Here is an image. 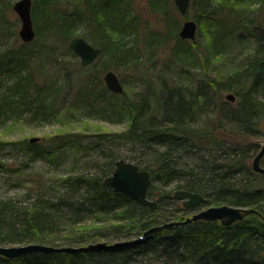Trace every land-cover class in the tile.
Returning a JSON list of instances; mask_svg holds the SVG:
<instances>
[{
  "label": "trees",
  "instance_id": "trees-1",
  "mask_svg": "<svg viewBox=\"0 0 264 264\" xmlns=\"http://www.w3.org/2000/svg\"><path fill=\"white\" fill-rule=\"evenodd\" d=\"M127 1L92 0L81 10L67 12L53 0H41L38 15H43L42 27L49 25L52 32L65 39L74 37L75 24L85 18L92 20L99 34L117 37L113 50L127 57L125 38L135 29L133 20L122 10ZM156 4L151 3L152 8ZM261 6L257 22L251 19L246 28L230 18L231 31L244 27V38L254 43L243 68L223 81L201 77L193 89L169 86L148 69L141 98L123 102L126 129L101 137L135 152L126 157L150 173L147 197L155 202L153 209L104 185L103 179L113 172L115 162L127 160L112 152L104 153L105 161L95 164L93 173L66 174L50 185L44 184L42 177L31 175V191L36 193L27 202L0 199V246L82 247L103 241L107 246L118 241L128 244L73 253H35L15 259L0 257V264H128L136 257L152 260L149 264H264V174L247 165L250 155L257 154L259 148L228 144L222 138L229 134L264 139V0ZM209 7L202 9V17L218 26L225 24L233 11L226 3ZM36 11L33 5L32 21L38 36L42 27ZM4 31L0 20V39ZM33 44L34 40L23 43L21 51L9 53L2 59L5 62L0 61V81L3 74L12 81L7 92L0 94V126L13 121V113L26 111L32 117H44L50 110L43 87L37 85L38 68H31ZM223 94H232L234 102ZM81 96L94 101L91 91H82ZM27 150L33 155L40 153L36 144L28 143ZM261 165L264 168V156ZM56 183L62 189L54 193ZM168 186L173 189H166ZM177 190L202 195L204 208L227 205L256 212L229 226L219 221L172 226L134 243L146 230L172 222L163 206H176L182 213L194 211L174 199ZM173 219L184 220L177 215Z\"/></svg>",
  "mask_w": 264,
  "mask_h": 264
},
{
  "label": "rangeland",
  "instance_id": "rangeland-1",
  "mask_svg": "<svg viewBox=\"0 0 264 264\" xmlns=\"http://www.w3.org/2000/svg\"><path fill=\"white\" fill-rule=\"evenodd\" d=\"M15 1L0 0L1 26L3 31L5 29V35L0 39L1 62H5L4 57L9 53L21 51L23 44L18 36L20 22L12 10ZM91 1L53 0V4L73 12L81 10ZM161 1L163 3L157 5L158 0H128L122 6L135 28L125 38L124 45L129 50L127 57L113 50L117 37L108 33L99 34L92 20L85 18L75 24L74 37H83L101 49L94 63L83 68L79 58L68 47L71 37L65 39L52 32L49 25L42 27L43 15H38L42 2L32 0L42 29L38 36L35 35L31 46L30 51L35 55L31 68H38L37 85L43 87V94L51 107L44 117H32L26 111L23 114L13 113V117L8 115L13 121L0 126V199L14 198L20 202L32 199L36 192L31 191L34 184L30 180L31 175L42 177L44 184L50 185L66 174L93 173L94 165L105 161L104 153H118L121 158L130 161L126 156L135 152L128 146L106 142L101 137L126 129L128 121L122 114L123 102L141 98L148 69L169 86L193 89L201 77L223 81L233 71L243 68L247 54L254 48V43L244 38L245 28L251 19L257 22L262 0H192L187 15L179 14L173 0ZM151 3L157 4L152 8ZM221 3L233 8L225 24L218 26L216 22L213 25L202 17V9L209 5L214 8ZM32 14L31 8V17ZM230 18L236 19L245 28L231 31ZM186 20L196 23L195 38L178 42L179 31ZM33 26L35 31V24ZM107 71L114 72L119 78L125 99L106 88L103 76ZM3 75L0 94L6 93L12 84L10 78ZM82 91H91L94 101L81 96ZM226 95L223 94L225 98ZM115 112L117 116L112 115ZM33 138L37 141L31 143ZM222 138L228 144H252L259 149L264 143L262 138L245 135L223 134ZM28 143L36 144L40 153L33 155L28 151ZM255 155L248 158V166L252 167ZM56 184L54 193L62 189ZM162 209L170 221L174 220V215L186 219L195 213L178 212L176 206H163ZM122 242L125 241L110 244ZM137 258L128 264H149L152 261Z\"/></svg>",
  "mask_w": 264,
  "mask_h": 264
},
{
  "label": "water",
  "instance_id": "water-1",
  "mask_svg": "<svg viewBox=\"0 0 264 264\" xmlns=\"http://www.w3.org/2000/svg\"><path fill=\"white\" fill-rule=\"evenodd\" d=\"M190 1L191 0H173L180 15L186 14ZM31 8L32 0H17L12 5V10L16 13L20 22L18 36L23 43L32 42L36 35L31 17ZM196 29L197 26L194 21H184L179 31V38L181 40H193L195 38ZM68 47L79 58L82 67H87L93 64L101 54L100 48L93 46L80 36L72 37L68 42ZM103 82L106 88L113 94L119 95L123 93L121 82L114 72L107 71L103 76ZM226 99L230 102H234L235 100L232 94H227ZM35 141H37L35 138L30 140L31 143H34ZM263 156L264 143L252 161V170L259 174H264V168L260 165ZM103 183L105 186L110 187L114 192L121 193L140 205L147 206L151 209L156 206L155 202L147 197V192L151 186L150 173L147 170L140 169L132 162L124 159L117 160L113 172L103 179ZM173 197L177 201H181L182 206L185 209H192L195 213L191 217L182 221H172L159 226H154L143 232L142 236L136 239L134 243H140L144 241L148 235L172 226H179L197 221H219L222 225L229 226L235 222L243 220L245 215L256 212L252 209L227 205L204 208L202 205L206 200L202 195L185 190L175 191ZM126 244L128 243L107 246L103 242H98L82 247H54L43 244L0 246V257L15 259L35 253H73L107 247H122Z\"/></svg>",
  "mask_w": 264,
  "mask_h": 264
}]
</instances>
